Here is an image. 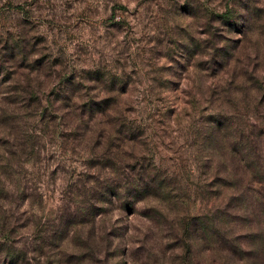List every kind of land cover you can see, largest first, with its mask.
Masks as SVG:
<instances>
[{
	"label": "rangeland",
	"instance_id": "rangeland-1",
	"mask_svg": "<svg viewBox=\"0 0 264 264\" xmlns=\"http://www.w3.org/2000/svg\"><path fill=\"white\" fill-rule=\"evenodd\" d=\"M0 264H264V0H0Z\"/></svg>",
	"mask_w": 264,
	"mask_h": 264
}]
</instances>
